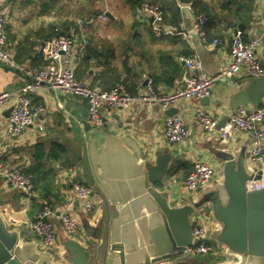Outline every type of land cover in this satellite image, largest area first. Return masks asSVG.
<instances>
[{
    "label": "crops",
    "instance_id": "obj_1",
    "mask_svg": "<svg viewBox=\"0 0 264 264\" xmlns=\"http://www.w3.org/2000/svg\"><path fill=\"white\" fill-rule=\"evenodd\" d=\"M82 1L80 12L73 14L62 12L58 0H3L15 60L41 66L45 61L44 44L52 38L55 25L63 27L66 35L78 41L85 40L87 45L90 42L75 68L81 82L102 89L127 78L130 91L137 92L151 78L157 92L167 93L183 85L187 76L185 66L177 59L180 54H196L204 71L214 74L221 63L230 61L234 31L241 28L248 35L261 32L264 13L261 0H203L212 11L207 24L209 40L221 41L215 47L197 37L193 42L185 38L183 29L194 24L187 6L179 7L177 20L172 21L168 13L166 22L173 33L158 36L153 32L152 20L144 17L140 6L130 0H109L105 8L101 3L95 5L96 1ZM103 12H109L113 18L104 21L96 18ZM261 58L264 61V46ZM27 80L20 72L0 64V92L18 90ZM30 96L34 105L42 104L46 111L20 136L8 134L9 108L0 109V152L6 169L22 166L38 181L37 191L28 197L8 184L0 173V220L10 232L19 234V256L23 264H76L71 260L76 254L66 248L71 241L91 246L98 264H122L119 252H111L114 243L123 246L125 264H145L147 257L151 260L158 248L165 246L163 220L145 186L148 167L159 157L173 154L165 180L155 186L166 191L170 187L172 203L190 201L192 196L188 199L182 194L187 166L192 170L194 160L211 163L217 173L203 185L204 191L222 189L226 160L219 154L237 156L252 139L236 129L227 140L221 138L220 128L215 132L201 128L195 114L198 103L195 100H185L176 106L190 129L187 145L180 146L166 140L164 120L170 114L158 106L118 108L105 116L102 125L94 127L89 122L87 102L80 97L47 87L32 91ZM251 98L250 79L240 75L215 86L210 105L206 106L216 114L220 110L227 112L248 106ZM86 122L88 126L84 125ZM222 123L221 126L226 125V121ZM75 181L93 187L98 204L91 214L73 195ZM45 204L52 206L55 216L69 209L79 221L78 232L67 236L56 220L55 250L45 249L38 236L28 237L24 233ZM249 204L254 220L248 230L246 249L250 255H264V196ZM204 211L210 217V209ZM200 257L191 261L248 264L240 255L226 258L224 252L216 257ZM90 261L88 258L87 262Z\"/></svg>",
    "mask_w": 264,
    "mask_h": 264
},
{
    "label": "built area",
    "instance_id": "obj_2",
    "mask_svg": "<svg viewBox=\"0 0 264 264\" xmlns=\"http://www.w3.org/2000/svg\"><path fill=\"white\" fill-rule=\"evenodd\" d=\"M102 5H108L109 0H97ZM187 6L194 18V24L190 29H183V35L189 42L197 37L202 42L217 46L218 38L209 40L207 24L209 18L205 13H198L192 5ZM264 3V0H261ZM3 0H0V64L13 68L23 74L28 80L25 85L15 91L0 92V109L12 108L7 131L12 137L22 135L25 130L40 118L46 111L42 104L34 105L30 93L43 87L62 92L67 95L80 97L87 102L89 122L98 127L103 124L106 115L115 109L129 110L136 105L148 107H160L164 112L176 108L185 100H195V114L201 128L207 132H215L220 128L222 135L229 140L231 131L247 133L251 136V145L248 158L252 166L263 170L264 173V105L252 110L245 106L225 112L224 110L212 113L209 108L201 103L211 93L219 81L234 79L243 75L251 78L264 77V65L262 64L261 51L264 41V13L262 16L261 32L245 34L244 30L237 28L234 31L229 62L220 64L218 71L208 74L203 69V64L196 54H180L177 59L182 63L187 76L184 84L167 93H159L153 85V80L148 78L146 83L136 93H131L123 85H117L111 90H103L91 87L87 83L79 81L75 75L78 58L82 55L87 42L77 40L75 37L62 33L53 36L43 47L45 65L33 67L18 63L12 53L9 36L7 33V15L2 8ZM140 13L152 20L153 32L160 36L173 33L172 28L166 22L165 11L156 2L144 1L140 5ZM100 18L107 20L106 12ZM224 117H226L224 119ZM222 121L225 126L219 127ZM164 136L173 145L186 146L189 141L190 129L182 114L178 111L166 116L164 120ZM217 169L209 162L194 160L193 168L182 183V194L190 199V196L199 187L212 180ZM0 173L5 176L8 184L21 190L26 196L34 194L32 177L26 173L22 166H14L6 169L3 155L0 152ZM252 190L264 189V177L251 184ZM74 197L80 201L84 210L91 214L97 207V199L93 189L81 181H75L72 186ZM56 220H59L65 233L72 235L78 232V218L69 210L62 211L55 216L51 205L45 204L31 221L26 229L28 237L38 236L45 249L55 250L58 247V234ZM210 217L204 210H198L194 217L193 234L198 239L196 245L190 246L187 253L191 255L218 256L220 250L211 240Z\"/></svg>",
    "mask_w": 264,
    "mask_h": 264
},
{
    "label": "water",
    "instance_id": "obj_3",
    "mask_svg": "<svg viewBox=\"0 0 264 264\" xmlns=\"http://www.w3.org/2000/svg\"><path fill=\"white\" fill-rule=\"evenodd\" d=\"M192 1L179 0L182 5H190ZM107 15L113 18L109 12ZM262 64L264 65V61ZM248 79L251 82L252 98L251 104L245 107L252 110L264 101V77H248ZM231 80L219 81L216 86L220 83L231 82ZM201 103L210 105V96L203 98ZM11 110L12 108H9V115ZM177 111V108H171L169 114L172 115ZM84 125L88 126L87 122ZM221 125H223L222 122L219 127ZM220 136L222 139L225 138L221 133ZM250 145L251 140L244 144L243 149L237 156L231 153L219 154L226 160L222 189L204 191L203 185L199 186L194 191L190 201L178 202L175 200L172 203L171 188L168 187L166 191L155 186L156 183L165 180L170 170L173 154L159 157L154 164L148 167L145 186L161 214L165 228V241L163 243L165 246H160L158 253H155L151 260L147 257L145 264H194L195 261L191 260L201 258L200 255L187 253V250L190 246L198 243V239L193 234L194 217L198 210L206 208L211 211L210 218L214 225V229L210 234L211 240L221 253H225L226 258L236 254L241 256L244 263L264 264V255H250L248 249H246L248 230L252 228V221L254 220L249 202L254 199L260 200L264 196V189H251L252 182L262 179L264 173L263 170L251 165L248 158ZM89 186L93 189L91 185ZM195 192L197 193L195 194ZM65 235L68 236L67 233ZM19 241V234L10 232L4 222L0 220V264H23L19 256ZM68 247L78 257V259L77 257L71 258L76 264H94V262L98 264V261H95L96 253L92 251L91 246L86 247L71 241L66 245L67 249ZM113 251L119 252L121 262L125 264L123 246L114 243L111 246V252ZM58 256L64 258L62 253H59ZM88 258L91 260L90 262H87ZM217 264H220V261Z\"/></svg>",
    "mask_w": 264,
    "mask_h": 264
},
{
    "label": "trees",
    "instance_id": "obj_4",
    "mask_svg": "<svg viewBox=\"0 0 264 264\" xmlns=\"http://www.w3.org/2000/svg\"><path fill=\"white\" fill-rule=\"evenodd\" d=\"M144 1H148V0H130V2L132 4H135L136 6H140ZM149 1L156 2V3L160 4V5H162L163 10L166 12V17H168V13L169 12L171 13V17L170 18L172 19V21L177 20L178 17H180L179 16V5H178V1L177 0H149ZM191 5L196 10V12H198V13H205L208 16L209 20H210L211 15H212V11H211V9L209 7V4L207 2H205L203 0H193ZM175 22H177V21H175ZM62 28L63 27H59V26H55V25L52 26L53 36L59 34L56 31V29H61L62 30V33L65 34L66 31H63ZM89 44H90V42H89ZM89 44L88 45L86 44L88 46V47L86 46L87 49H89ZM45 63H46V61H43V64L41 66L45 65ZM41 66H39V67H41ZM117 85H123V86H125V88H127L128 91L131 90V86L128 85V79L127 78L122 79L120 81H117L110 88H102V89L103 90H111V89H113ZM131 93H136V92H131ZM190 171H191V168L187 166L186 172L189 174ZM26 173L32 177V180H33V183H34V190L37 191V187H38V181H37V179L35 177H33V174H31L29 172H26Z\"/></svg>",
    "mask_w": 264,
    "mask_h": 264
},
{
    "label": "rangeland",
    "instance_id": "obj_5",
    "mask_svg": "<svg viewBox=\"0 0 264 264\" xmlns=\"http://www.w3.org/2000/svg\"><path fill=\"white\" fill-rule=\"evenodd\" d=\"M58 1H59L58 8H60L61 10L63 9L62 12H66L65 10H67L73 14L79 13L80 10L82 9V4L84 3L82 0H58ZM85 1H87V0H85ZM92 1H96L94 4L99 6L100 3H97V0H92ZM100 5L102 7V4H100ZM105 7H106V5L104 6V8ZM101 14H103V13H101ZM100 15L97 16L96 18L103 20L102 18H100Z\"/></svg>",
    "mask_w": 264,
    "mask_h": 264
},
{
    "label": "bare ground",
    "instance_id": "obj_6",
    "mask_svg": "<svg viewBox=\"0 0 264 264\" xmlns=\"http://www.w3.org/2000/svg\"><path fill=\"white\" fill-rule=\"evenodd\" d=\"M263 62V61H262Z\"/></svg>",
    "mask_w": 264,
    "mask_h": 264
}]
</instances>
